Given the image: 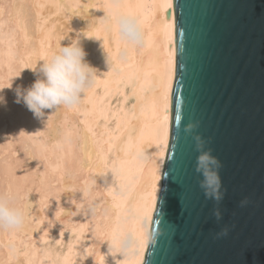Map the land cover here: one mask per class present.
<instances>
[{
  "label": "bare ground",
  "instance_id": "bare-ground-1",
  "mask_svg": "<svg viewBox=\"0 0 264 264\" xmlns=\"http://www.w3.org/2000/svg\"><path fill=\"white\" fill-rule=\"evenodd\" d=\"M118 14L142 20L146 46L106 25ZM73 41L95 84L37 119L16 89ZM175 75L173 0H0V193L26 211L23 227L0 231V264L144 263Z\"/></svg>",
  "mask_w": 264,
  "mask_h": 264
},
{
  "label": "water",
  "instance_id": "water-1",
  "mask_svg": "<svg viewBox=\"0 0 264 264\" xmlns=\"http://www.w3.org/2000/svg\"><path fill=\"white\" fill-rule=\"evenodd\" d=\"M173 5L171 136L143 264H264V0ZM196 136L222 164L219 202L200 187Z\"/></svg>",
  "mask_w": 264,
  "mask_h": 264
},
{
  "label": "clouds",
  "instance_id": "clouds-1",
  "mask_svg": "<svg viewBox=\"0 0 264 264\" xmlns=\"http://www.w3.org/2000/svg\"><path fill=\"white\" fill-rule=\"evenodd\" d=\"M104 21L109 28L115 27L121 38L131 47L143 48L147 38L142 20L133 14H118L105 16ZM86 52L77 41L44 60L38 69H34L37 79L27 89L17 87L16 103H23L37 119H43L45 110L58 107L74 109L80 103L81 94L95 84L96 70L86 62ZM6 103L0 97V104ZM196 126L189 124L185 131L192 132ZM197 150L200 154L196 159V172L202 176L200 187L205 196L219 202L222 199V186L219 169L222 167L219 159L212 155L211 150H203L205 142L201 137H195ZM244 201L242 206L247 204ZM220 219V213H215ZM26 221V211L5 193H0V231H13L23 227ZM225 228L220 236H226ZM130 247V243L128 244Z\"/></svg>",
  "mask_w": 264,
  "mask_h": 264
}]
</instances>
